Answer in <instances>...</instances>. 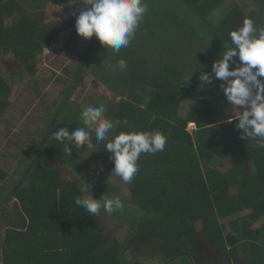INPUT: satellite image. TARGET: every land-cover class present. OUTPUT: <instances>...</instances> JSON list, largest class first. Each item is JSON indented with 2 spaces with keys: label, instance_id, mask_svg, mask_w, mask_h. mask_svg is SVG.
I'll return each mask as SVG.
<instances>
[{
  "label": "trees",
  "instance_id": "16d2710c",
  "mask_svg": "<svg viewBox=\"0 0 264 264\" xmlns=\"http://www.w3.org/2000/svg\"><path fill=\"white\" fill-rule=\"evenodd\" d=\"M149 1H153L152 7L127 48L114 53L96 39L89 52L109 66L114 67L120 59L127 62L123 72L130 77V91L106 114L115 125L109 138L128 131L160 132L167 138L164 151L141 154L139 172L132 180L135 196L145 201L159 198L154 208L156 216L147 220V226L146 221L139 224L123 243L114 240L107 246L100 231L102 213L89 216L74 203L81 195V186L65 183L62 164L56 159L61 149L52 152L47 143L39 151V142L29 151L32 155L26 162L27 178L22 185L24 176L12 182L7 179V171L0 168V190L6 192L2 197L16 190L26 220L24 230L6 229L0 264H145L128 260L127 251L146 253L145 244L155 237L165 239L167 259L189 252L195 264H210L211 256L206 253L209 243L228 257L222 264H234L230 252L251 245L253 259L260 257L258 264H264V247L259 242L262 228L255 227L264 217V170L260 168L264 165V148L240 138V130L235 127L237 113L228 111L233 106L220 88L222 82L213 80L203 87L199 80L202 73L211 72L213 62L230 44L229 33L245 18L264 26V0H180L189 7L191 19L171 7V0ZM55 2H60L61 9L54 8ZM75 3L0 0V57L19 58L27 74L35 76L40 67L39 54L58 42L61 30L75 24L74 19L48 17L47 11L64 14ZM84 62L83 58L80 63ZM1 84L0 95L9 88L0 74ZM193 91L202 98L200 105L189 117L182 118L178 114L180 102ZM81 106L76 110L70 101L64 102L51 117L48 133L52 135L58 128L71 133L83 127ZM68 107L75 111L74 121L58 123ZM124 120L127 125L122 124ZM189 122L197 125L194 133L187 129ZM54 143L59 145L56 140ZM218 152L226 160L210 166ZM246 161L256 164L255 173L249 172ZM227 196L234 203L246 201L253 211L222 222ZM167 229L182 234L168 235ZM174 237L176 241L171 240ZM153 257L158 256L152 253Z\"/></svg>",
  "mask_w": 264,
  "mask_h": 264
},
{
  "label": "rangeland",
  "instance_id": "374dc122",
  "mask_svg": "<svg viewBox=\"0 0 264 264\" xmlns=\"http://www.w3.org/2000/svg\"><path fill=\"white\" fill-rule=\"evenodd\" d=\"M76 1L75 5L68 6L66 13L53 15V12L47 11V16L74 19L76 24L78 9L83 6L82 0ZM147 1L149 0L145 2L150 10L153 1ZM231 1L233 0H227L228 3ZM170 4L177 12L191 16L189 7L180 0H171ZM53 6L57 10L61 9L60 2H55ZM75 24L67 26L68 29L64 31L61 30L58 34V42L39 54V71L33 77L27 74L24 63L19 58L11 55L0 57V74L9 87L0 95V168L10 174L9 181L14 182L22 176L27 178L24 169L28 157L32 155L29 152L30 149L40 142L38 145L40 151V148L46 147L45 138H48L47 148H52V152L55 153H59L58 149H61V156L56 159L62 164L63 179L67 185L77 182L82 187L87 183L95 199H100L103 195L107 198L119 197L124 203L125 209L122 214L120 212L108 214L101 210L103 214L101 231L104 234L105 244L108 246L114 240L120 243L127 240L145 218L154 219L156 216L154 208L158 207L160 200L151 198L145 201L143 197L135 196L133 182L125 183L114 173L111 174L114 164L109 159L110 153H107L101 144L96 145V151L88 149L86 145L77 148L72 144L69 145L71 149L69 154L63 151V146L59 142V145H54L55 139L46 129L52 120L51 117L63 107L64 102L70 101L74 108L79 105L98 106L102 102L107 109L106 115L109 109L128 96L130 91L129 75L119 70L112 71L105 61L89 52V48L97 38L95 36L91 39L80 37ZM83 58L86 61L90 60L81 64L80 61ZM2 86L1 84L0 89ZM201 100L202 98L195 91L191 92L180 102L179 116L189 117L200 105ZM73 111L71 107H68L58 123L70 124L74 121L75 111ZM228 111L235 114L238 112L234 108H228ZM187 129L194 133L197 130L196 123L189 122ZM43 134L44 138L41 140ZM215 155L213 157L215 162L209 163L210 166L226 160L219 152ZM253 163V161L249 163V169H252ZM8 188L10 185L5 190L7 191ZM15 192L16 190L11 191L4 198L2 196L6 192L0 190V197L4 198L0 201V263L3 261L2 243L6 229L14 227L24 230L26 227V220L20 212ZM246 196L249 198L248 195ZM226 200L231 202L229 196ZM243 204L246 205V201H243ZM260 226L264 229V219L255 225V227ZM166 233L181 236L182 231L167 229ZM174 239L175 237L171 238V240ZM155 241L163 242L162 239L153 238L143 250L146 253H135L133 249H130L127 252V259L133 262H135L133 259H138V263L145 264L162 263L159 257L151 258L152 253H160V244L152 247ZM212 251L214 256L210 253ZM206 253L214 257V264H222L227 258L225 254L211 249L209 245L206 246Z\"/></svg>",
  "mask_w": 264,
  "mask_h": 264
},
{
  "label": "clouds",
  "instance_id": "9594fccd",
  "mask_svg": "<svg viewBox=\"0 0 264 264\" xmlns=\"http://www.w3.org/2000/svg\"><path fill=\"white\" fill-rule=\"evenodd\" d=\"M82 4L76 16L78 35L85 39L95 36L114 53L130 45L149 11L145 0H82ZM229 36L230 44L224 46L223 54L213 62L211 72L202 73L199 80L203 87L213 80L222 82L220 88L223 94L238 110L235 127L240 130V138L264 148V26H257L251 18H245ZM109 67L112 71H126L127 62L120 59L114 67ZM106 111L102 102L98 106L82 105L80 119L84 126L71 133L67 128H58L52 136L69 154V145L72 144L77 148L86 145L92 151H96V145L103 144L114 164L111 174L114 173L125 183H131L139 172L137 162L141 154L154 155L164 151L167 138L160 132L128 131L110 139L115 125L106 117ZM232 119L228 122L231 123ZM127 123V120L122 121L124 125ZM89 187L84 184L81 195L76 196L74 201L89 216H100L102 209L108 214L124 212L125 205L119 197L107 198L103 195L95 199Z\"/></svg>",
  "mask_w": 264,
  "mask_h": 264
},
{
  "label": "crops",
  "instance_id": "0c3cea01",
  "mask_svg": "<svg viewBox=\"0 0 264 264\" xmlns=\"http://www.w3.org/2000/svg\"><path fill=\"white\" fill-rule=\"evenodd\" d=\"M10 140H11V138H10ZM249 163L250 162H248L247 165L250 167ZM25 165H26V163H25ZM251 166H252V169H249V172H255V170L257 168L256 164L253 163V165H251ZM260 168L262 170H264V165H262ZM9 177H10V174H8V178L7 179H9ZM15 181H17V180H15ZM226 203H227L226 211H225L226 214H225L224 218H222V220H221L222 222L230 221V220L236 219L238 217H242V216L248 215L249 213H251L253 211V209L251 207H249L247 204L244 205L243 202L234 203V201H232V200H231V202L226 200ZM262 208L264 209L263 205H262ZM151 210H153V209H151ZM154 213H152V214H154ZM148 218H145L141 223L146 221V226H147V224H148L147 223L148 222L147 219ZM262 219H264V217ZM102 222H103V214H102L101 226H102ZM259 228H262V227L260 226ZM100 231H101V227H100ZM263 232H264V229L262 228L261 234L259 236V238H260L259 242L264 247V240H263L264 239V233ZM155 238H158V237H155ZM159 239H162V238H159ZM162 241H163L162 243L160 241H155L154 242L155 246L160 244V253L156 254L159 257V259L162 260V263H160V264H195V260L189 254V252H183V253H181L179 255H176V256H173V257L167 259L166 253H164V249H163V245H165L166 241H165V239H162ZM145 245H147V244H145ZM207 245H209V247L211 249H215L209 243H206V246ZM168 248H169V246H168ZM210 253L212 255L214 254L213 251L210 252ZM251 254L253 255L251 245H249V247H244V248H242L239 251L230 252V255H231V258H232V262L234 264H255V262H256V264H258L261 261V258L260 257H256L257 260L253 259ZM164 258L166 259L165 261L163 260ZM213 259H214V257L211 256L210 257V264H214L215 263ZM227 260H229L228 257L226 258V260L224 262H227Z\"/></svg>",
  "mask_w": 264,
  "mask_h": 264
},
{
  "label": "flooded vegetation",
  "instance_id": "af4514ba",
  "mask_svg": "<svg viewBox=\"0 0 264 264\" xmlns=\"http://www.w3.org/2000/svg\"><path fill=\"white\" fill-rule=\"evenodd\" d=\"M94 45H96V44H94ZM90 52H91V51H90ZM91 53H93V52H91ZM87 57H88V56H87ZM87 57H86V59H87ZM86 59H85V62H87V61H89V60H90V59H88V60L86 61ZM51 136H52V135H51ZM46 141H47V140H46ZM46 141H45V145H46V144H47V142H48V141H47V142H46ZM33 165H34V164H33ZM33 165H31V166H33ZM25 178H26V177H25ZM25 178H23V179H24V180H23V182L25 181ZM23 182H21V185H22V183H23Z\"/></svg>",
  "mask_w": 264,
  "mask_h": 264
},
{
  "label": "water",
  "instance_id": "95a60500",
  "mask_svg": "<svg viewBox=\"0 0 264 264\" xmlns=\"http://www.w3.org/2000/svg\"><path fill=\"white\" fill-rule=\"evenodd\" d=\"M35 161V160H34Z\"/></svg>",
  "mask_w": 264,
  "mask_h": 264
}]
</instances>
